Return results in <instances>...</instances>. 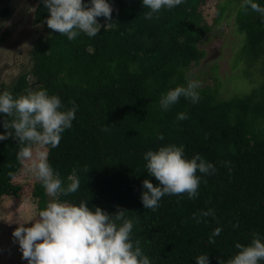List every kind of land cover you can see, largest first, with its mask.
<instances>
[{"label":"trees","instance_id":"1","mask_svg":"<svg viewBox=\"0 0 264 264\" xmlns=\"http://www.w3.org/2000/svg\"><path fill=\"white\" fill-rule=\"evenodd\" d=\"M32 1L34 21L46 23L49 13L43 0ZM107 2L113 8L112 19H97L111 26L102 27L95 37L80 33L72 41L49 29L50 35L30 52L31 71L0 92L16 96L43 87L58 95L64 108L75 101L72 127L48 156L63 181L74 170L80 179L79 190L61 195L62 201L76 205L86 201L109 213L117 206L129 211L135 221L132 238L140 240L150 264H197L201 254L208 255L209 264L227 261L238 252L237 243L247 246L254 233L264 238V82L249 93L225 99L218 98L215 88H198V103L181 97L163 110L162 94L186 86L191 65L204 57L198 44L210 26L199 7L206 0H183L151 19L145 18L150 9L142 0ZM255 2L264 7V0ZM232 3L238 4L235 27L244 38L241 55L252 65L264 53V16L250 8L245 12L242 0L226 4ZM223 10L218 7L219 16ZM181 112L188 119L178 120ZM5 118L0 114V134L7 131ZM168 144L183 146L186 159L199 154L215 172L197 171L201 182L195 198L186 193L165 195L153 211L142 204L143 181L149 179L154 186L159 182L148 174L143 157ZM17 152L14 137L0 140V197L20 194L21 186L13 182L21 165ZM32 196L38 211L46 206L47 194L39 181ZM208 209L214 217H200L199 223L193 219ZM218 227L221 232L212 236ZM210 237L215 243H209Z\"/></svg>","mask_w":264,"mask_h":264},{"label":"clouds","instance_id":"2","mask_svg":"<svg viewBox=\"0 0 264 264\" xmlns=\"http://www.w3.org/2000/svg\"><path fill=\"white\" fill-rule=\"evenodd\" d=\"M183 0H142L145 8L150 9L145 15L151 19L161 10H172ZM49 15L46 24L49 29L75 40L80 33L95 37L102 27L97 18L106 21L112 19V6L107 0H43ZM242 9L264 16V7L255 0H242ZM198 80L189 79L185 85H177L162 94L160 106L167 111L181 97L198 103L200 96ZM71 108H64L58 95H50L43 87L26 89L24 93L13 95L10 91L0 92V114L5 115L3 127L7 131L0 134V140L14 137L18 141L17 160L25 174H30L39 181L47 196L51 199L33 218L18 223L12 233L14 242L18 241L22 259L28 264H150L140 246V240H133L135 221L128 217L129 211L119 208L109 213L100 207H89L86 201L79 205L60 199L80 188V179L75 170L68 175L66 182L51 167L49 149L59 145L62 133L72 127L77 105L69 101ZM178 120L188 119L186 113H179ZM105 131L107 128L104 129ZM163 140V135L158 134ZM145 167L150 176L159 182L154 186L149 179L143 181L144 191L141 200L144 208L156 210L159 201L165 195H183L192 199L197 196L201 182L200 173L209 175L215 172L213 164L199 154L186 159L184 147L176 144L161 146L158 150H148L144 154ZM230 167V162H224ZM85 172H89L87 166ZM11 176L12 173H9ZM214 217L212 209L201 211L193 219L200 222V217ZM31 222L30 227L25 224ZM238 227V224L233 225ZM216 228L212 236L221 232ZM209 243H215L210 237ZM238 252L227 261L220 259L219 264H260L264 261V238L254 233L247 246L237 243ZM197 264H209L208 255L196 257Z\"/></svg>","mask_w":264,"mask_h":264},{"label":"rangeland","instance_id":"3","mask_svg":"<svg viewBox=\"0 0 264 264\" xmlns=\"http://www.w3.org/2000/svg\"><path fill=\"white\" fill-rule=\"evenodd\" d=\"M226 3L227 0H206L199 7L210 31L198 44L204 57L187 72L188 79L200 81L199 88H215L220 99L249 93L264 82V53L252 65L241 55L244 38L237 32L234 21L238 4ZM220 6H224V10L219 16ZM35 8L32 0H0V88H11L20 74L31 71L33 46L50 35L46 23L34 21ZM98 23L104 24L99 20ZM28 79L32 82L33 77L29 75ZM13 182L21 186L19 196L0 197V264H28L22 259L12 233L18 223L37 215L32 190L38 181L25 174L20 165ZM50 199L47 196V200ZM25 226L30 227L31 222Z\"/></svg>","mask_w":264,"mask_h":264}]
</instances>
